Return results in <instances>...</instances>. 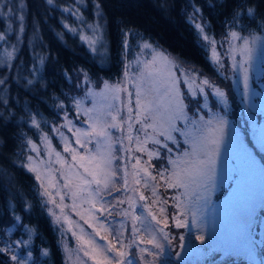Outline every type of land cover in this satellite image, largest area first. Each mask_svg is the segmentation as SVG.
<instances>
[{"label":"snow or ice","instance_id":"obj_1","mask_svg":"<svg viewBox=\"0 0 264 264\" xmlns=\"http://www.w3.org/2000/svg\"><path fill=\"white\" fill-rule=\"evenodd\" d=\"M45 2L49 6L54 4V0H45ZM81 2L82 0H73L76 4L75 9L65 6L62 10L77 17L82 28L78 31L76 27L67 23L63 27L73 34H78L80 41L88 46L93 55L103 58L110 50L104 31L102 7L99 0H95V20L90 23L82 15ZM27 7L26 0H0V24H6L8 29V33L0 31V41H5L6 36L11 33L13 20L17 22L20 34L25 31ZM200 12V8H195L193 16L189 19L195 22L196 14ZM242 16L248 21L244 26L245 30L252 29L247 35H242L241 31L235 30L237 24L243 23ZM195 28L203 41L211 46L210 63L214 66L217 75L224 80L230 79L226 75L230 67L236 76L234 83L243 84L241 103L245 105L248 112L246 120L248 132L238 133L235 129H230L228 141L225 143V128L229 124L226 119L229 96L224 88L214 80L203 76H200L197 82L198 74L195 69H185L175 58L157 50L146 40L140 41L136 56L129 59L133 51L128 40L130 33L123 31L121 41L123 79L114 83L103 80L96 85L88 73L83 72L84 79L78 80L75 85L76 88L83 89V95L72 98L73 108L68 111L75 110L77 120L83 116L85 119L80 123H86L87 127L75 126L73 121L65 115V123L59 127L54 125L52 128L53 135H58L63 141L64 152L71 155V162L53 148L49 135L42 132L41 142L45 146L43 155L48 159H39L37 164L34 163V157L29 155L28 163L22 165L35 174V179L40 182V188L43 189L41 195L48 197V200L42 203H56L50 191L55 188V195L59 196L61 201V205L57 207H61L62 215L64 208L71 207L75 212L81 204L88 205L85 211L88 212L89 219H85L84 222L92 228L100 240L105 241V244H99L83 228H80L79 234L71 228L68 230L72 231L77 241V248L74 251L82 253L83 257L90 260L92 264H165L163 257L168 253L165 245L172 243L174 235H179L182 249L186 248L188 252H195L197 255L214 257L216 254L229 252V248L233 245H218L214 239L206 243L203 235L193 231V229L197 232L203 231L204 213L211 204L212 194L226 187L233 188L232 196L241 202L244 209L241 219L243 241L240 247L248 264H264V240H259L257 243L254 235L256 205L253 197L257 150L264 154V125H257L254 114L257 112L264 114V95L252 90L249 84V67H246V65L252 66L254 57L258 61H264V15L259 14L257 8L248 0H240L231 14V26L225 35L227 48L223 52L217 51V41L207 34L202 23H195ZM37 31L38 29L33 26V32ZM58 35L62 38V33ZM19 38L18 36L17 39ZM236 41L240 43L237 44ZM258 50L259 55H255ZM15 51V45H13V52ZM33 52H35V46H33ZM237 53L240 56L239 61L236 60ZM225 55L229 57L228 61H225ZM13 58V54L9 53L8 63H5L4 57L0 56V67H13L11 64ZM36 60L43 64V57L37 55ZM132 63L137 65L134 78L130 74ZM36 71L34 66L33 74ZM67 74L65 70V75ZM7 79L8 77L0 76V85H5ZM33 83L32 79L27 80L28 85ZM129 83L135 90L134 93L127 86ZM181 84L184 87H181ZM198 94L203 98V103L196 99ZM133 95L134 106L131 99ZM210 96L215 100V111L209 107ZM257 96L261 99L259 105L252 102ZM189 97L196 100L194 106H190ZM86 100H91V106H85ZM3 104L6 105L7 100H4ZM59 107L62 111L64 110L63 103ZM221 107L223 112L220 110ZM204 109L208 111L202 115L201 112ZM177 121H182L183 127L178 128ZM31 123L32 126L40 129L41 126L35 117L32 118ZM134 125L140 126L135 136H133ZM65 127L75 137V145L78 147H74L60 130ZM117 132L121 134L117 135ZM173 133L183 137V142ZM249 133L253 141L251 147L245 143ZM125 140L129 142L135 140V150L146 153L148 156V161L144 162L147 167L140 169H137V165L141 164V160L136 158L135 164H132L134 171L131 175L136 185H142L146 190L151 189V197L129 186L127 162L123 169H120L118 164L114 166V162L120 160L118 155L120 151H131L130 148H125ZM148 143L154 146L151 150L146 147ZM26 144L32 152L40 155L37 143H34L31 138L26 140ZM117 144L119 148L115 147ZM174 148L181 151L178 159L172 158ZM231 151L237 155L235 162L229 168L227 153ZM221 157L223 165L218 172L217 161ZM131 159V157L127 158L129 161ZM153 159L157 163H152ZM261 160L264 161V155L261 156ZM54 164H59L60 168H53ZM153 168L156 169L155 175L149 171ZM57 171L60 173L59 179L63 181V184L56 182L57 178L53 173ZM141 172L143 176L140 175ZM157 176L165 182L166 190L184 189L182 199L180 196L171 197L175 200L172 207L176 211L165 215L163 222L153 211L154 206H159V211L165 212L163 205L168 203V200L160 199L159 185L150 183V181H156ZM121 180L123 184L116 187L120 185ZM112 187H116V191L121 192L123 198L115 196L111 190ZM61 189L66 191L62 192ZM129 192L133 194L128 195ZM65 196L72 201L71 205L62 203ZM125 203L127 207H122ZM118 205L121 206L119 210H117ZM260 206L264 208V198ZM189 213H191L190 221ZM52 214L58 223L60 216ZM114 215L121 219L107 218ZM148 217L151 218V222L147 219ZM63 218L71 224L67 215H63ZM81 218L84 219L83 216ZM20 219L19 216H14L11 225H0V245H2L0 254L10 256L13 264H30V261L35 259L31 250L32 229L22 225L25 227L27 239L21 237L15 241L14 245L4 239L15 229ZM173 228L188 229L187 237L175 233ZM101 231L106 235H101ZM125 231L128 232L127 236ZM194 234L202 245L206 244V247L196 249L192 247L191 237ZM185 240H187L186 244ZM145 244L151 247L141 246ZM41 255L47 257L48 250H42ZM172 255L180 258L179 253H172ZM76 259L79 264H85L79 255Z\"/></svg>","mask_w":264,"mask_h":264},{"label":"trees","instance_id":"obj_2","mask_svg":"<svg viewBox=\"0 0 264 264\" xmlns=\"http://www.w3.org/2000/svg\"><path fill=\"white\" fill-rule=\"evenodd\" d=\"M239 2L240 0H99L110 50L105 61H102L90 53L78 34L63 27L67 23L78 31L82 28L77 23V17L62 10L65 6L75 9L76 4L72 0H54L52 6L47 5L45 0H26L28 7L25 10V31L20 34L17 22L13 20L11 33L6 36L5 41H0V56L4 57L5 54V63H8L7 53H12L14 57L11 60L13 67H0V76L8 77L6 84L0 85V225H11L14 216L21 218L15 229L4 239L8 237L10 243L21 237L27 239L23 227L26 226L33 230L34 258L37 260L40 251L47 249L55 264H63L57 231L37 193L36 179L22 167L25 163L20 152L25 146L26 135L37 140L39 132L50 134L52 125L60 122L59 105L63 103L67 110L70 109V98L79 93L75 85L81 80L82 72H87L91 80L117 79L123 67L122 32L128 31L137 33L175 57L190 62L203 74L221 80L210 63L209 55L188 13L200 8L201 12L197 15L207 34L219 41L225 38L231 26L233 8ZM248 2L257 8L259 14L264 15V0ZM94 3L95 0H82V15L87 13L88 16L91 10L94 13ZM241 20L243 23L236 25L235 30L247 35L252 29L245 30L244 26L248 21L243 16ZM33 26L38 29L36 33L33 32ZM0 31L8 33L6 24H0ZM60 33L62 38L58 35ZM131 36V47L135 51V39ZM1 51L5 53L2 54ZM37 55L43 57V64L36 60ZM34 66L37 70L35 74ZM28 79H32L34 83L28 85ZM4 100H7L6 105L3 104ZM33 117L41 126L39 130L32 126ZM9 262L8 255L0 254V264ZM226 264L237 263L232 260Z\"/></svg>","mask_w":264,"mask_h":264},{"label":"rangeland","instance_id":"obj_3","mask_svg":"<svg viewBox=\"0 0 264 264\" xmlns=\"http://www.w3.org/2000/svg\"><path fill=\"white\" fill-rule=\"evenodd\" d=\"M81 5H83V4H80V6ZM81 10H83V8H81ZM193 14H194V10L190 11L188 13V17L193 16ZM83 17L90 23L95 20V16H94L93 11H90L88 16H87V13L84 14ZM76 20L78 23L79 22L78 19H76ZM195 23H202L203 24L201 18L197 14H196V20H195L194 24ZM104 31H105V29H104ZM131 35H133V38L135 39L134 45H136V49H135V51H132V53L129 56V59L136 56V54L139 50L140 41L145 40V39H143V37L141 35H139L137 33H130V35L128 37L130 45H131L130 38L132 37ZM200 39L203 42V45H204V47H205V49L209 55V59H210V57L212 55L211 46L207 45L206 42H204L201 37H200ZM146 41H148V40H146ZM148 42L151 43L150 41H148ZM236 43L239 44L240 42L236 41ZM152 45H154V44H152ZM221 45H223V47H221ZM154 46L157 48V50L162 51L166 54H169L170 57L175 58L177 61H179L182 64V66L185 69H195L196 73L198 74L197 82L199 81L200 76L207 77L211 80H214L215 83L219 84L228 93L229 106H228V111L226 113V119L228 120L229 124L225 128V134H226L225 135V143H227V141H228V133H229L230 129H235V131L238 133L248 132V129L246 127V120H247L248 112H247V109L245 108V105L241 103V99H242L241 93L243 91V84L240 83L239 85H237L236 83H234L236 76L232 73L230 67L228 68V70L226 72V75L229 76L230 79L224 80L223 77L219 76V78L221 79V80H219L218 78H216L212 75H210V77H209L207 74L206 75L203 74L199 69H197L195 66H193L190 62H185V61L175 57L171 53L164 50L162 47H160L158 45H154ZM87 48H88V46H87ZM226 48H227V44H226L225 38L217 41V51L223 52V51H226ZM88 50H89V48H88ZM101 51L103 52V50H101ZM4 53L5 52H2V54H4ZM90 53L92 54L91 51H90ZM8 55H9V53H7V56ZM255 55H259V50L257 51V53ZM94 56L98 57L102 61H105L107 54L103 58H101V56H99V55H94ZM4 57H5V54H4ZM142 58L146 59L147 57H142ZM224 59H225V61H228L229 57L227 55H225ZM239 59H240V56L237 53L236 60L239 61ZM125 62H127V61H125ZM136 67H137V65L135 63H132L130 65V74L133 76V78L135 76L134 70L136 69ZM246 67H249V84H250L252 90L261 93V95H264V61H258L254 57V60L252 62V66L246 65ZM173 71H176V70L173 69ZM83 79H84V77L82 74L81 80H83ZM121 79H123L122 71H121L120 76L117 79L109 80V79L102 78L100 80L94 79L92 81L95 82L96 85H99L103 80H109V81L114 83V82H117ZM127 86L129 87L130 91H132L134 93L135 90L131 88V84L129 83ZM181 87H184L183 84H181ZM78 90H79V93H78V95L75 96L77 98L79 96L83 95V89L78 88ZM206 91H208V90L206 89ZM121 95H122V97H124L123 93ZM131 99H132V105L134 106V104H135L134 95L132 96ZM196 99H199L200 102L203 103V98L200 97L199 94L197 95ZM188 100H189L190 106L195 105L196 100L192 99L191 97H189ZM252 102L259 105L261 103L260 96L255 97L252 100ZM69 105H70V109H72L73 108L72 98H70V104ZM85 106H91V100H86ZM209 107L213 111L216 110L215 100L211 96L209 97ZM220 110H221V112H223L222 107ZM207 111H208V109H204L201 112V114L203 115ZM60 114H61L59 116L60 122L57 125H55L56 127H59L61 124L65 123V115H67L68 119H71L73 121V124L75 126H82L85 128L87 127L86 123L85 124L80 123L81 120L85 119L83 116L80 117V120L76 119L75 110L68 111L64 107V110L63 111L61 110ZM125 114H126V111H125ZM189 115H192V113H189ZM254 119L256 120L258 126L264 125V114L257 112L254 114ZM176 124H177L178 128L183 127L182 121H177ZM52 126H54V125H52ZM139 127H140L139 125L133 126V136L136 135V130ZM60 130L64 133L65 136H67L69 138V142L74 147H78L77 145H75V137H73L72 133L69 132L66 127L61 128ZM149 131H151V130H149ZM41 133L42 132H39L37 140H34L33 138H31L34 143H37V146L40 149V155L39 156L36 152H32L30 150V148L27 146L26 140L29 139L30 137H28L26 135V138L24 140L25 141V146H24L25 148H23L22 152H20V156L23 159L25 164L28 163L27 157L29 155L34 157V163H37V164L39 162V159H44V160L48 159L47 156L43 155V153L45 152V146L41 142ZM116 134L120 135L121 133L117 132ZM48 135L52 141L53 148L56 151H59L61 153V155L67 161L71 162V155L69 153L64 152V144H63V141L60 139V137L58 135H53L52 131ZM173 135L178 136V133H173ZM161 139H162V137H161ZM178 139L181 142H183L184 138L181 136H178ZM245 143L249 147L252 146L253 141H252V136L250 133L246 136ZM124 146L126 149L130 148L131 151H128V152L123 151V150L120 151L118 153V155L120 156V160L118 162H114V166L116 164H118L119 168L123 169L125 162H127V169L129 172V176H128L129 186L137 188V189H139L140 192H143V194L145 196L151 197V189L146 190L143 188L142 185H136L134 182V179L131 175V173L134 171V169L132 168V164H135L136 158H139L141 160V164L137 165V169H140L142 167H147V165L144 163L145 161H148L147 154L137 152L135 150V148H136L135 140H133L132 142L125 140ZM170 146H172L171 143H170ZM115 147L119 148V144L115 145ZM146 147L149 150H151L154 146L151 143H148L146 145ZM156 147H158V146H156ZM221 150L223 153L224 152L223 145H222ZM180 155H181V151L175 150V148H174V153L172 154V158L178 159V158H180ZM236 155L237 154L234 151L227 153V159L229 161V165H228L229 168L231 167V164L235 162ZM262 155H264V154H261L257 150V153H256V162H257L256 173H255L254 180H253V187H254L253 197H254V202L256 205V213H255L256 233L254 235H255V239H256L257 243L259 242V240H264V208H262L260 206L261 200H262V198H264V164H263L264 161L261 160ZM128 157H131L132 159L129 161V160H127ZM52 159L54 160L55 157L53 156ZM152 163H157V161L155 159H153ZM222 165H223V158L221 157V158H218V161H217L218 172H219L220 168L222 167ZM53 168L59 169L60 165L54 164ZM149 171L152 172L154 175L156 174V169H154V168L149 169ZM27 172H29V171L27 170ZM29 173L32 174L35 178L34 173H32V172H29ZM53 175L56 176V178H57L56 182L57 183L63 184V181L59 179V175H60L59 171L54 172ZM121 175H122V172H121ZM140 175L143 176V172H141ZM150 183L159 185L158 193H159L160 199L162 201L168 200V203L163 205V207L166 209V211L163 213H161L159 211V206L153 207L154 213L157 215L158 219H161V221L163 222V218L165 215H169L170 213L176 211V209L174 207H172V205L175 204V200L171 199V197L180 196L182 199L183 198L182 193L184 192V189L180 188V189H167L166 190L165 182L160 180L159 176H157L156 181H150ZM122 184H123V181L121 180L120 185H117L116 187H120ZM36 186H37V193H38L39 197L41 198L42 201L46 202L48 200V197H44L41 195V192L43 191V189L40 188V182L37 180H36ZM116 187H112V189H111L113 194L117 197L123 198L121 196V192L116 191ZM162 187H163V189H162ZM193 188H194V186H193ZM50 191L53 193V198H54L56 203L55 204L42 203V204L45 207L46 213L48 214L52 225L54 226V228L58 232V238H59L58 244H59L61 252H62L63 264H79V261L76 259L77 255L80 256V259L83 260L85 262V264H92V262L90 260H88L86 257H83L82 253H77L74 251L77 248V241H76L75 237H73L72 231L68 230L69 228H71L73 231H76L77 234H79L80 228H83L87 233H90L96 239V241L99 244H101V245L105 244V241L100 240V238L95 235L92 228H89L88 224H86L84 222L85 219H89V214L87 211H85L88 208V205L87 204H81L76 209L75 212L72 210L71 207L64 208L63 209V215L68 216L69 221H71V224H69L68 222H66L64 220L63 215L61 214V207H57V205H61V201H60V197L55 195L56 189L52 188V189H50ZM61 191L63 192L66 190L61 189ZM164 191H165V194H164ZM232 192H233L232 187L220 188L218 191H215L211 197V204L209 205L208 209L204 213L205 223L203 225V231L197 232L195 229H193L194 233L204 236L206 243L210 242L212 239H214L218 245H233V247L229 248V252L222 253V254H216L214 257L197 255V254H195V252H188V250L186 248L182 249L180 247L181 241L179 240V235H174L172 237V243L170 245L169 244L165 245V247L168 249V253L163 257L165 264H226L232 260H234L237 264L245 263V262L248 264V260L245 257L242 248L240 247L241 243L243 241V230H242L241 219L243 217L244 209L242 207L241 202L239 200H237L236 197L232 196ZM132 194L133 193H131V192L128 193V195H132ZM190 194H192V193H190ZM107 198L111 199V197H107ZM137 199H138V196H137ZM149 202H151V201H149ZM62 203L66 204V205H71L72 201L67 196H65V199ZM113 203H116V201H113ZM141 203H143V202H141ZM119 207H121V206L118 205L117 210H119ZM122 207H127V203H125ZM52 213H55L56 215L60 216V220L58 223L56 222V217ZM77 213H79V214H77ZM81 216H83L84 219H82ZM107 218L110 220L111 219H116V220L121 219V217L115 216V215L111 216V217H107ZM101 219H103V218H101ZM147 219L149 220V222H151L150 217H148ZM188 219H189V221L191 220V213H189ZM129 224H130V221H129ZM169 225L171 226L170 220H169ZM172 230L175 233L185 235V237H187V235H188V229H186V228H181V229L173 228ZM101 235H106V233L101 231ZM127 235H128V232L125 231V236H127ZM7 238H6V240H8ZM15 241H17V239L12 242L13 245H14ZM191 241H192V247L194 249L206 247V244L202 245L201 242L195 238V234L191 237ZM184 243L186 244L187 240H185ZM32 246H33V243L31 241V250H32ZM141 246L149 247V248L151 247L150 245H146V244L141 245ZM153 251H155V250L153 249ZM41 252H42V250L40 251V257L37 258V259H41V261L33 260V261H30V264H45L44 261H46V260H47V263H49V264H55L54 260L50 256V254L47 257H44L41 255ZM172 253H179L180 258H177V256H175V255H172ZM33 256H34V254H33ZM148 259H152V257H148ZM10 261H11V259H10ZM11 264H13L12 261H11Z\"/></svg>","mask_w":264,"mask_h":264},{"label":"bare ground","instance_id":"obj_4","mask_svg":"<svg viewBox=\"0 0 264 264\" xmlns=\"http://www.w3.org/2000/svg\"><path fill=\"white\" fill-rule=\"evenodd\" d=\"M92 11V10H91ZM25 148V147H24ZM162 189H163V187H162ZM164 194H165V191H164Z\"/></svg>","mask_w":264,"mask_h":264}]
</instances>
